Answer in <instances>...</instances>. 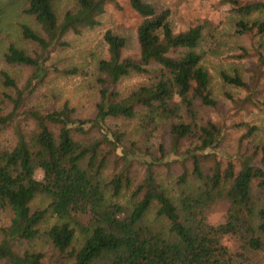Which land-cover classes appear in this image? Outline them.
<instances>
[{"label":"trees","instance_id":"trees-1","mask_svg":"<svg viewBox=\"0 0 264 264\" xmlns=\"http://www.w3.org/2000/svg\"><path fill=\"white\" fill-rule=\"evenodd\" d=\"M115 1L73 0L61 16L54 0L23 2L34 28L21 25L24 46L8 44L3 60L29 75L18 82L0 71V264H264V145L251 153L240 146L235 154L219 151L227 133L209 114L222 113L198 51L215 35L207 21L174 31L168 9L127 0L140 19L137 54L126 55L122 35L104 33L93 115L78 117L67 102H32L51 72L73 73L48 64L53 50L67 34L97 26ZM220 3L233 16L235 37L264 36V20L255 17L264 0ZM239 51L236 58L249 56L245 47ZM132 78L138 82L122 89ZM221 79L247 87L238 72ZM257 82L253 76L255 92ZM113 121H135L133 136ZM230 127L245 129L237 142L256 130ZM162 175L174 176V188ZM131 188L129 204H120ZM38 195L46 205L34 204ZM216 211L223 222L210 221Z\"/></svg>","mask_w":264,"mask_h":264},{"label":"rangeland","instance_id":"rangeland-1","mask_svg":"<svg viewBox=\"0 0 264 264\" xmlns=\"http://www.w3.org/2000/svg\"><path fill=\"white\" fill-rule=\"evenodd\" d=\"M158 9L170 11V23L174 31H180L187 26L208 22V28L215 30L214 37L205 36L198 51L202 53V66L210 75L211 90L217 100L221 115L210 111V116L223 122L226 138H222L219 151L221 155L235 154L238 146L248 153L253 152L257 145H264V64L258 65V57L254 46L262 44L259 48L264 55V36L237 38L234 35L232 24L233 16L228 12L220 0H151ZM24 0H0V71L17 78L22 82L29 75L28 69L13 68L4 63L3 55L8 44L15 43L24 46L21 39V25L25 24L34 28L33 22L23 14ZM74 6L73 0H54V8L58 15ZM259 20H264V11L255 15ZM140 19L134 14L127 0H116L106 6L105 12L99 17V24L91 29H85L79 35L67 34L64 45L56 47L51 53L48 64L54 66L59 72L73 70L72 74L65 72H51L40 84L37 85L32 102L38 107H60L65 102L75 110V115L81 118L93 115V105L96 100L95 80L97 78V63L105 57V45L103 35L107 30L122 35L126 40V55L137 54L135 28ZM247 50L248 57L236 58L240 53L239 47ZM258 48V45H256ZM75 70V73H74ZM238 72L245 81L247 87H233L226 85L221 74ZM253 76L258 77V92L254 91ZM138 78L127 79L121 84V88L133 86ZM253 93L251 102H243V99ZM239 104V105H237ZM122 131L134 132L135 121H113V124ZM248 124L255 127L250 137L238 141L245 129L230 127L232 124ZM133 135H131L132 137ZM238 144V145H237ZM173 158L172 156L169 158ZM161 172L165 174V168ZM133 170V177L141 178V170ZM109 174V170H107ZM135 174V175H134ZM36 177H42L41 172ZM169 189L174 188V176H163ZM124 190L116 199L120 204H129L131 190ZM34 204L46 205L45 197L38 195ZM153 211L148 216L154 218ZM209 219L212 223L225 220L221 211L211 213ZM55 218L47 221L52 223ZM44 224V227L47 226Z\"/></svg>","mask_w":264,"mask_h":264}]
</instances>
